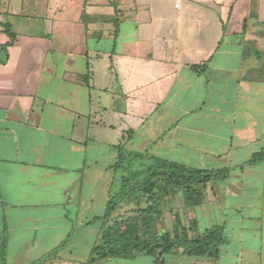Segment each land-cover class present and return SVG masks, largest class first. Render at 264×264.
I'll return each instance as SVG.
<instances>
[{"label":"crops","instance_id":"1","mask_svg":"<svg viewBox=\"0 0 264 264\" xmlns=\"http://www.w3.org/2000/svg\"><path fill=\"white\" fill-rule=\"evenodd\" d=\"M236 7L237 0H0L3 264L78 262L83 250L57 246L74 235V223L91 221L119 144L128 137L136 146L144 128L148 155L205 170L229 164L222 188L202 204L212 213L211 202H220L225 242L215 260L189 264H264V163L244 165L264 150V25L244 26L248 11L239 16ZM236 19L241 37L228 31ZM6 28L14 36L7 60ZM248 42L256 43L250 52Z\"/></svg>","mask_w":264,"mask_h":264},{"label":"trees","instance_id":"2","mask_svg":"<svg viewBox=\"0 0 264 264\" xmlns=\"http://www.w3.org/2000/svg\"><path fill=\"white\" fill-rule=\"evenodd\" d=\"M5 32L9 41L2 49L5 53V60H7V48L12 45L14 36L8 28ZM116 35L117 27L114 32V36ZM147 157L151 163L146 168V176L140 180L135 177L133 186L130 185V177L122 176L121 179L122 188L126 189L122 193V197L126 196V205L132 201L136 207L132 209L133 214L114 215L116 207H120V205L116 204L113 197L107 200L104 214L100 218L103 223L99 229L98 241L91 247V256L86 264H97L110 258H131L142 254L155 257L154 264H163V255L178 250H181V255L185 257H206L215 260L225 242L221 226H213L206 229L201 235L191 237L189 233L195 229L196 220H191L192 228L185 227L180 222L178 215H175L176 222L171 231L164 233H157L155 224L161 217V201L171 200L178 192H181L185 208L198 207L205 201L207 185L214 181L225 180L229 170L227 168L198 169L151 155H147ZM261 163H264L263 149L253 153L244 165L256 166ZM121 164L122 156L118 155L113 167L117 168ZM132 187L135 188V196L131 195ZM53 253L55 254V252ZM4 255L5 243L2 241L0 246L2 264Z\"/></svg>","mask_w":264,"mask_h":264},{"label":"rangeland","instance_id":"3","mask_svg":"<svg viewBox=\"0 0 264 264\" xmlns=\"http://www.w3.org/2000/svg\"><path fill=\"white\" fill-rule=\"evenodd\" d=\"M239 16L242 12H247L245 16V25L247 27V24L249 21H253L254 23L258 20L261 21L260 24L264 25V0H237V7ZM235 18V16H234ZM241 25L242 21L240 19H236L231 25L228 27V31L232 30L231 27H235L234 30L239 32L238 36H242L241 33ZM229 35V33H227ZM264 37V31L261 32V37ZM262 37V38H263ZM264 39V38H263ZM256 43L248 42L246 44V49L249 51L251 49H254ZM259 52H264V41H259ZM250 52V51H249ZM264 58V57H263ZM260 66L264 70V59L260 61ZM140 135L142 136V140L137 142L136 146H127L128 143V137H124L122 143H120V153L119 155L122 156V164L118 166L117 168L111 167L114 169L112 172L109 173V180L110 185L108 187L105 186V189L102 190V187L96 191V200L94 202V207L90 208V212L88 214V219L92 218L90 222H88V225L80 224V223H74V238H72L71 234L68 236L67 239L63 240V245L58 248V251L62 248H65V250L69 249L72 253H75L76 251L83 250L82 254L74 255L77 257L78 262H75V260L70 259H62L61 263L58 262L57 264H86L87 260L91 256L90 249L86 251L85 247L88 246V243H97L98 237L96 235L93 236L94 231H97V229H101L103 221L100 219L101 216L104 214L106 202L110 197H113L115 199V202L117 205H120V207H116V212L114 215H123L128 216L132 215L133 208H136L135 205L132 204V201L129 202V205H126L125 203V197L123 196V191L126 190L125 188H122V176L130 177L131 183L130 185L133 186L135 183V177L137 179H142L144 176L147 175V166L151 163L150 159L147 157V153L145 152V147L147 146L148 142H144L143 136H147L148 132H146L145 128L140 130ZM155 157V156H154ZM112 161H109L106 163L112 164ZM169 161L176 162L178 164L183 165L187 160L182 159L178 160L176 158H171ZM232 161H241V156L236 157ZM233 162V163H237ZM183 163V164H182ZM228 162H223V168H227ZM191 167V166H189ZM127 168V169H126ZM222 168V169H223ZM215 170V169H211ZM222 181H214L210 185V188L212 191H207V196L210 197L212 194L217 195L219 190L222 188ZM123 189V190H122ZM133 193L131 195L135 196V188H133ZM122 197V199H120ZM131 200V199H130ZM129 200V201H130ZM127 201V200H126ZM84 206L87 207L88 200L84 201ZM220 202L218 200H213L211 202V209L212 213H208L205 211L204 207L202 205L194 208H185L183 206L182 201V194L181 192H178V194L171 200H163L160 204V213L161 217L157 220L155 224V229L157 233H164L167 231H171L173 225L176 222V216L178 215L180 222L185 227H191V218L195 219L197 221V224L195 226V229L193 232L189 233V236L191 237H197L201 235L206 229L211 228L213 226L220 225V214L219 211L221 208L219 207ZM220 208V209H219ZM70 212V216L73 214L74 216H78V218L84 219V215L77 214L78 210L76 207H68L67 208ZM84 209V207L82 208ZM72 217V216H71ZM80 219V220H81ZM74 251V252H73ZM88 259H87V258ZM206 259L205 257H185V256H177L174 254L167 255L162 259L163 264H189V263H195L198 262V260ZM155 257L150 255H137L135 257L131 258H110L105 261H101L98 264H154ZM200 264V261H199Z\"/></svg>","mask_w":264,"mask_h":264}]
</instances>
